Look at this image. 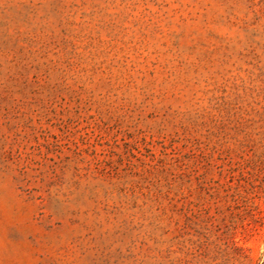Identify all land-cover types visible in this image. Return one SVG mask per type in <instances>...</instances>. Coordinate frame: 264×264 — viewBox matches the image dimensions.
<instances>
[{
    "label": "rangeland",
    "instance_id": "374dc122",
    "mask_svg": "<svg viewBox=\"0 0 264 264\" xmlns=\"http://www.w3.org/2000/svg\"><path fill=\"white\" fill-rule=\"evenodd\" d=\"M0 264H264V0H0Z\"/></svg>",
    "mask_w": 264,
    "mask_h": 264
}]
</instances>
